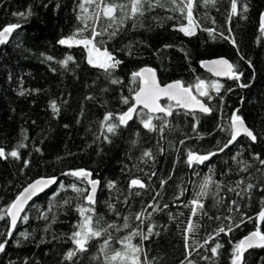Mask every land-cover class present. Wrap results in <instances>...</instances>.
Returning a JSON list of instances; mask_svg holds the SVG:
<instances>
[{"label": "trees", "instance_id": "1", "mask_svg": "<svg viewBox=\"0 0 264 264\" xmlns=\"http://www.w3.org/2000/svg\"><path fill=\"white\" fill-rule=\"evenodd\" d=\"M236 2L232 14V0H192L196 30L188 36L180 31L187 22V0H161L162 7L150 9L145 5L143 15L135 17L131 0H0V30L20 25L0 44V148L19 152V158H0V242L7 240L0 264H120L111 257L125 251L121 241L136 231L141 235L130 243L140 249L137 264H232L235 245L257 229L264 232L259 217L264 210V30L259 26L264 0ZM98 4L126 7L117 9V23L109 27L113 22L102 14L93 22ZM93 27L104 33L96 37L97 47L121 62L111 75L87 62L83 46L59 43L91 38ZM69 56L67 65L62 63ZM215 57L228 59L240 78L217 80L206 73L200 62ZM144 66L155 70L161 84L180 80L191 86L211 111L186 112L163 100L162 106L172 110L163 132V121L156 118L163 114L153 115L156 130L149 131L141 121L151 114L142 109L119 125L117 118L132 105L138 88L133 73ZM199 81L207 96L197 90ZM237 109L257 139L241 136L221 152ZM108 113V123L117 125L114 133L107 131ZM190 152L216 155L190 165ZM81 169L99 181L94 211L88 214L95 229H107L88 240L84 251L73 233L83 220L78 208L90 207L88 187L83 179L66 175ZM38 177H55L56 183L26 207L22 217L28 219H20L8 237L5 210ZM208 177L216 183L200 198L203 210L193 215L191 201ZM134 179L144 187H130ZM189 221L197 226L192 232ZM222 227L225 231L219 232ZM217 244L221 247L213 255ZM69 252L75 253L71 259ZM241 264H264V248L246 250Z\"/></svg>", "mask_w": 264, "mask_h": 264}, {"label": "snow or ice", "instance_id": "2", "mask_svg": "<svg viewBox=\"0 0 264 264\" xmlns=\"http://www.w3.org/2000/svg\"><path fill=\"white\" fill-rule=\"evenodd\" d=\"M206 3H214V0H205ZM102 3V0H101ZM173 4L177 3V0H172ZM145 5L148 6V8H153L156 6H163L161 4V0H131V17H135L136 15H143L145 11ZM83 8V5H81ZM126 5L120 4H101L97 5V8L99 11L95 13L94 23L95 20H98L101 16L111 20L113 23L109 25V27H113L117 23L115 13L117 9L120 11H124ZM187 15H188V25L189 27H181L180 31L184 32L185 35L191 36L194 35V32L190 30V26L193 25L192 20V0H187ZM181 12L184 11V8H179ZM245 7V11H246ZM231 12L232 14L237 13V2L236 0H232L231 3ZM19 15H23V13H20ZM81 19H84L81 17ZM120 24H123V20L119 21ZM19 24H11L6 27H4L2 30H0V44H5L8 41L9 36L13 33V31L17 28H19ZM87 29V24H85V30ZM261 29L264 30V15L261 17ZM80 30H78L79 33ZM106 31V30H105ZM118 28L114 30L109 38L114 37L117 35ZM211 34L213 30H208ZM104 33L99 32L93 27L92 29V35L91 38H86L83 40L77 41V43H82L85 46H91L90 52L95 51L99 55H103L104 60L98 63H95L93 59L89 58V64H92L94 67H98L100 69H103L105 73L111 75L112 70H114L121 62L119 60H116L110 52L105 48L103 52H100V48L97 47L96 43H94L97 36H102ZM231 42L233 45H235V40L231 39ZM60 44H70V39H61L59 41ZM49 60L52 59V57H48ZM72 57H68L64 63L67 65L68 61L71 60ZM250 63V62H249ZM213 65L222 66L220 71H217V75H228L230 78L239 79L242 73H237L233 65L230 64L226 59H220L212 62ZM227 69L226 71L224 69ZM150 73L151 79L150 80H144L143 83L147 85V88L141 87L140 91L135 94V104H133L131 107L128 108L127 112L121 114L117 119L119 125H126L129 120L132 119L133 113L137 111L138 105H143V108L149 109L150 113H163V116L156 117L157 119H160L163 121V125L160 127V131L163 132L164 125L167 124V117L172 115L171 105H169L167 108L161 107L157 101L160 99L161 95L167 96L170 100H176L178 107L183 108H190L193 105L191 104V101H195V97H192L190 95L191 92V86L184 87L181 81H175L173 83H170L164 87H161L155 80V72L153 69L145 68L141 69L140 72L133 73V78L141 77L143 73ZM117 80H112V83H118ZM203 81H199V83L196 85V88L198 91H200V95L207 96V91L200 90L201 85H203ZM241 87H248V85L241 84ZM216 88V91L218 92L220 89V85H214ZM23 94V93H21ZM185 94H187V98H184ZM124 103H128L127 98L124 99ZM195 104L199 107L200 111L202 112H210L211 109L206 107L204 104L200 103V101H195ZM53 110L57 111L55 103L52 104ZM239 109L233 112L230 120V128H231V138L228 141V144H225L222 148L219 149V151H224L225 148H227L230 144H232L234 141L237 140V137L244 133L248 137L251 138L252 141H255L257 139L256 135L253 133L252 130H250L248 127L245 126L243 118L238 115ZM112 119V114L108 113L104 117V121L107 127V131L109 133H114L117 125L108 123ZM143 127L148 129L149 131H155L156 125L153 123V115H149L147 119H143L142 121ZM107 139V137H105ZM18 147H23V145H19ZM145 156H151V153L149 151H146L144 153ZM216 155V153H208L207 155H197L195 153H189L188 154V162L191 165L192 163H203L206 160H209L212 156ZM8 156H11L13 158H19V152L18 150H12L10 153H6L3 148H0V158L7 159ZM235 159V157H233ZM262 164H264V160L261 161ZM25 166H27V162H25ZM66 175H71L74 177H78L81 179L90 177V173L81 169L77 171H71L69 173H66ZM56 183V178H50L48 180H37L33 184H30L28 187H26L23 192H21L16 200H14L11 205L7 207L5 210L4 215L11 217V226L12 228L9 229L7 232V236H12V229L16 227L17 219L21 218L23 220H27L28 217L25 215L23 217H20V213L24 211V205L27 204L29 200L32 199L33 196L37 195L38 191H42L44 187H47L50 184ZM88 183L91 184V191L88 192L86 196V201L90 207H79L78 211L80 212V215L83 217L82 223L78 225V230L73 233V241L78 246V249L80 251L85 250V245L87 244L88 240H90L93 237H99L102 235V232H106L107 229L103 230H97L93 226V217L92 215L88 214L94 211V209L91 207V205H94L96 203L95 201V194L97 191V184L98 181L88 180ZM163 183V182H162ZM212 183H216L211 179V177H208L204 180V183L201 185L200 191L196 195V199L192 200L191 203L195 206L193 209V215L196 214L197 210H203V204L200 202V198L203 196H206L208 194V188L209 185ZM131 185L133 186H139L141 188L144 187V184L138 180L134 179L131 181ZM217 188L220 187L219 184L216 185ZM63 184H61V188H63ZM109 187H113L112 184H109ZM253 186L251 184L248 185V189H251ZM71 188L76 191L77 193L81 192L80 188H77L75 184L71 185ZM229 191H235V189H229ZM65 203H68V201H65ZM234 203V202H233ZM111 207V206H110ZM142 214H138L136 216V219H141ZM259 217L262 221H264V210H262L259 213ZM4 217L0 215V219H3ZM47 217L45 216V219ZM219 219V218H218ZM243 222V221H241ZM109 227H115L114 225H109ZM124 227L128 228L129 224L127 223V218H125ZM197 226L193 225L191 221H189L188 224V231L192 232L195 230ZM238 227V225H237ZM231 227L227 229L228 232H231ZM152 229H148L149 235L152 234ZM225 229L222 227L219 229V232H224ZM217 233V235L219 234ZM21 235H26L25 233H21ZM141 235L140 232H132L129 236L125 237L124 240L121 241L122 244L125 245V251L122 252H116L111 257L112 261H120V264H137L138 262V254L140 249L131 245L130 241L132 240L133 236ZM109 239L111 237L109 236ZM143 239L147 240L148 236H143ZM211 239V237H210ZM109 243V240L104 241V246L107 247ZM207 243V241H206ZM7 244V240L4 242H0V252H3L5 250V246ZM221 245L217 244L216 247H213L211 249V252L213 255L217 254V249L220 248ZM253 247H262L264 248V232H261L259 229L249 234V236L242 239L238 244L235 245L233 250V258H232V264H240V261L242 260L243 253L246 249L253 248ZM74 252H69L67 254V258L71 259V257L74 255Z\"/></svg>", "mask_w": 264, "mask_h": 264}, {"label": "water", "instance_id": "3", "mask_svg": "<svg viewBox=\"0 0 264 264\" xmlns=\"http://www.w3.org/2000/svg\"><path fill=\"white\" fill-rule=\"evenodd\" d=\"M262 15H264V12L261 13V14L259 15V26H260V29H261V17H262ZM261 30H262V29H261ZM220 59H226V58H225V57H215V58H210V59L203 60V61L200 62V67H201L206 73H208L209 75H211V76L214 77L215 79L222 80V79L230 78L228 75H217V74H216L217 71H220V70H221V67H222V66L213 65L212 62H213V61H216V60H220ZM226 60L231 64V62H230L228 59H226ZM145 68L153 69V68H151V67L144 66V67L140 68L138 72H140L141 69H145ZM153 70H154V69H153ZM224 70L226 71L227 69L225 68ZM154 72H155V70H154ZM150 79H151V74H150V73H147V72L143 73L142 76L139 77L138 88H137L136 92L133 94V97H132V99H133V103H132V105L135 104V94H136L137 92L140 91L141 87H145V88H147V85H146L145 83H143V81H144V80H150ZM155 80H156V82H157L161 87H164V86H166V85H168V84H170V83H173V82H175V81H180V80H172V81H168V82H165V83H162V84H161V83L158 82V79H157V76H156V72H155ZM184 87H188V86H185V85H184ZM190 95H191L192 97H195V95L193 94L192 91L190 92ZM184 98H187V94H185ZM163 100H167V101L172 102V103H174V104L177 105L176 100H170L167 96L161 95V96H160V99L157 101V103H158L161 107H163L162 104H161V101H163ZM195 101H200V103H202V104H204L206 107H208V106H207L202 100H200V99H198V98H196V97H195ZM195 101H191V104H192L193 106L190 107V108H183V107H179V108L182 109V110H184V111H186V112H199V113H204V114H208V113H209V112L205 113V112L200 111L199 107L195 104ZM132 105H131V106H132ZM131 106H130V107H131ZM138 109H142V110H144L145 112H147L148 114H151V115L163 114V113H150V112H149V109L143 108V105H138V106H137V110H138ZM127 110H128V109H127ZM127 110H126L125 112H127ZM125 112H123V113H125ZM136 112H137V111H136ZM136 112L133 113V117L135 116ZM123 113H122V114H123ZM133 117H132V119H133ZM132 119H131V120H132ZM131 120H129L128 122H130ZM245 126H246V125H245ZM231 131H232V130H231ZM241 136H246L247 138H249V139L251 140V138L248 137V136H247L246 134H244V133H241V134L237 137V140H238ZM230 138H231V134H230ZM229 140H230V139H229ZM234 142H235V141H234ZM75 171H77V170H75ZM85 171H87V170H85ZM87 172H89V171H87ZM89 173H90V172H89ZM50 178H52V177H38V178H36V179L30 181L29 183H27V184H26V185H25V186H24V187L18 192V194H17V195L15 196V198L13 199V201L16 200L17 196H18L21 192H23V190H24L26 187H28L30 184H33V183H34L35 181H37V180H42V179H43V180H48V179H50ZM77 178H78V177H77ZM89 179H90V180H93V181H98V179H92L91 176L88 177V178H84V179H83V180L87 183V187H88L87 194H88V192L91 191V184L88 183V180H89ZM98 182H99V181H98ZM53 184H54V183H53ZM53 184H50V185H48L47 187H44L42 191H38L37 195L33 196L32 199L29 200V201L27 202V204L24 205V211H25L26 207H27L31 202H33V201H34L35 199H37L41 194H43L45 191H47V190H48ZM130 187H133V185H131V182H130ZM98 189H99V183L97 184V191H98ZM97 191H96V193H97ZM95 196H96V194H95ZM13 201H12V202H13ZM12 202H11V203H12ZM11 203H10V205H11ZM24 211H23V212H24ZM23 212L20 213V217H22ZM7 217H8L9 225H10V229H11V228H12V226H11V217H10V216H7ZM20 219H21V218H18V219H17V224H18V222H19ZM17 224H16V225H17ZM12 230H14V229H12ZM251 233H252V232H251ZM249 234H250V233H249ZM249 234L245 235L242 239H244L245 237L249 236ZM242 239H241V240H242ZM241 240H240V241H241ZM253 248H261V247H253ZM249 249H250V248H249ZM246 250H248V249H246ZM246 250H245V251H246ZM245 251H244V252H245ZM240 264H241V261H240Z\"/></svg>", "mask_w": 264, "mask_h": 264}, {"label": "rangeland", "instance_id": "4", "mask_svg": "<svg viewBox=\"0 0 264 264\" xmlns=\"http://www.w3.org/2000/svg\"><path fill=\"white\" fill-rule=\"evenodd\" d=\"M181 27H189V25H188V17H187V22H186V24L182 25ZM181 27H180V28H181ZM190 30H192L193 32H195V30H196V25L194 24V22H193V25L190 26ZM183 33H184V32H183ZM262 35H263V37H264V31L262 32ZM63 39H70V44H71V45H81V46H83V47L85 48V50H86V60H87V62L89 61L90 55H91V58L93 59V61H94L95 63H98V62H101V61L104 60L103 55H99V54H97L95 51L90 52V47H91V46H85V45L82 44V43H77V41H79V40H83V39H77V38H63ZM84 39H86V38H84ZM65 45H69V44H65ZM104 49H105V48H104ZM104 49H100V52L102 53ZM88 63H89V62H88ZM91 65H92V64H91Z\"/></svg>", "mask_w": 264, "mask_h": 264}]
</instances>
